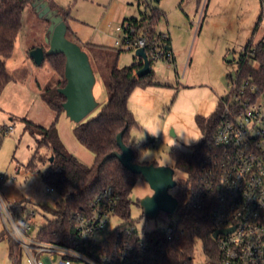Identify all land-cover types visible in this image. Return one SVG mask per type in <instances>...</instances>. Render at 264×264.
<instances>
[{"label": "rangeland", "instance_id": "374dc122", "mask_svg": "<svg viewBox=\"0 0 264 264\" xmlns=\"http://www.w3.org/2000/svg\"><path fill=\"white\" fill-rule=\"evenodd\" d=\"M60 12H68L66 37L78 43L89 53L86 42L106 44L117 54V65L122 67L140 62L133 49L119 50L115 39H121L125 18H140L150 8L162 11L157 30L171 38L174 60L151 64V79L146 86L135 87L129 98V107L139 123L131 128L136 138L137 161L173 167L169 155L172 149L189 150L199 141L191 135L203 134L196 124V116L208 117L218 109L220 97L229 93L236 80L240 52L250 40H264V0H49ZM260 17V18H259ZM257 23V24H256ZM49 19L33 6L26 5L22 13L13 52L6 60V69L12 79L0 95V198L7 204L24 201L37 212L32 219L30 236L44 225L51 215L43 206H53L57 194L46 191L41 174L51 156L46 146L38 147L42 128L55 127L65 149L83 163L93 161L91 151L75 138V122L64 111L57 112L49 103L54 101L62 78L44 59L36 64L30 57L31 49L48 48L46 31ZM119 50V51H118ZM90 61L93 63V55ZM232 57V60L228 58ZM93 95L98 105L82 120L98 114L108 99V92L100 72L95 71ZM260 98H264V94ZM132 111V112H133ZM170 129L169 135L158 132L152 137L146 125ZM9 127L10 131L5 132ZM180 133L176 136L175 130ZM175 144L169 143L171 139ZM35 156L33 164L30 159ZM42 156V161L39 160ZM178 186L185 182L186 173L174 169ZM152 193L149 184L139 178L131 190L130 222L139 232L159 229L167 219L151 218L144 214L139 200ZM174 219L176 218L172 215ZM125 221L120 216L110 218L102 237ZM194 264H206L198 243ZM0 264H28V258L19 243L7 234L0 210ZM73 264H87L84 261Z\"/></svg>", "mask_w": 264, "mask_h": 264}, {"label": "trees", "instance_id": "16d2710c", "mask_svg": "<svg viewBox=\"0 0 264 264\" xmlns=\"http://www.w3.org/2000/svg\"><path fill=\"white\" fill-rule=\"evenodd\" d=\"M46 1L66 20L67 11L60 12L56 5H51L49 0ZM31 3L33 0H0V95L12 79L6 69V60L13 52L17 34L22 27L23 10ZM161 13L162 11L157 7H152L140 18H125L123 23L128 22L137 34L144 36L148 41H154L159 34L156 26ZM47 35L48 31H46ZM169 42L170 37L167 34L165 39L167 46ZM85 45L93 55V63L90 61L93 71L100 72L108 92V99L98 114L86 121L76 123L73 128L78 142L92 152L93 161L90 165L85 164L67 151L55 127H41L42 137L38 139V147L46 146L52 156L51 161L47 160L41 178L46 186L53 188L58 198L53 206H43L44 211L50 214L51 218L38 229V237L55 243L67 241L72 233L74 214L88 211L95 194L109 187L118 195L114 215L128 221L121 223L117 229L110 232L107 239L127 241L138 247L143 264H194L198 243L201 245L206 264H220L219 250L216 240L212 237L213 228L209 216L212 200L206 199L200 207H194L192 203L202 177V161L213 152L211 140L220 120L221 108L224 101L233 96L235 90L230 89L228 94L220 97V105L212 115L196 116V124L203 134L197 144L189 150L172 149L169 152L173 160V168L186 173V179L185 182L179 183L172 193L177 199L174 213L167 214L161 211L157 217L167 218L175 215L177 225L182 227L184 232L168 242L158 231L153 230L144 234L140 244L136 235H125L123 231L127 225L133 224L129 220L130 194L136 181L142 177L125 168L115 156L106 155L115 150L119 151L116 135L124 130L122 140L134 150L132 161L140 163L137 161V141L130 133L131 128H139V123L128 107V98L135 87L154 83L151 79L153 71L151 69L149 73L138 77L136 71L142 66L141 59L138 63L119 67L117 54L108 45L93 42H86ZM85 52L90 60V54ZM45 59L62 78L64 84V55L62 53L45 55ZM151 64L152 62L150 66ZM243 81H247L248 85L257 86V92L264 90V40L257 43L249 40L241 50L236 80L233 82L240 84ZM63 101L64 96L57 93L54 101L49 103L60 112L63 111ZM34 158L33 155L29 165L33 164ZM39 160L42 161V156H39ZM173 188L169 190L170 193ZM26 205L24 203L21 207L25 208ZM12 210L15 211V207H12ZM145 244L147 248L144 249Z\"/></svg>", "mask_w": 264, "mask_h": 264}, {"label": "built area", "instance_id": "2783aa9c", "mask_svg": "<svg viewBox=\"0 0 264 264\" xmlns=\"http://www.w3.org/2000/svg\"><path fill=\"white\" fill-rule=\"evenodd\" d=\"M123 36L115 39L120 49L144 48L149 62L170 63L173 54L165 43L167 33L159 32L156 40L148 41L137 34L128 22L122 24ZM235 93L224 101L220 120L211 140L213 152L202 161L199 189L193 197V206L200 207L212 200L210 222L216 240L220 264H264V90L257 86L233 82ZM7 127L5 132H9ZM46 191L54 193L52 187ZM21 201L5 203L0 198V210L8 236L23 248L28 264H143L140 250L122 240L107 239L110 229L100 237L118 204V195L111 188L97 192L91 208L75 213L72 233L64 243L42 240L38 230L30 236L35 209L21 205ZM15 207V211L12 210ZM175 216V215H174ZM176 217V216H175ZM167 223L156 230L166 240L178 237L184 229L177 219L167 217ZM125 235H136L142 244L144 233L132 224L124 229ZM212 232V233H213ZM147 248L145 244L144 249Z\"/></svg>", "mask_w": 264, "mask_h": 264}, {"label": "water", "instance_id": "95a60500", "mask_svg": "<svg viewBox=\"0 0 264 264\" xmlns=\"http://www.w3.org/2000/svg\"><path fill=\"white\" fill-rule=\"evenodd\" d=\"M31 6L40 12L41 16L46 15L48 17L49 28L46 36L48 48L44 50L42 47H35L31 49L29 55L36 64H41L45 55L57 53L64 55L63 77L65 83L58 89V92L64 96L62 108L65 115L73 122L79 123L98 105L93 95L96 77L88 54L78 43L66 37V21L57 13V10L50 7L46 0H33ZM167 49L170 47L167 46ZM135 55L142 62V66L136 71V75L140 77L149 73L151 66L144 48L135 49ZM228 60H232V57ZM123 133L124 130H121L116 135L119 151H112L106 156H115L125 168L135 174H140L142 179L149 184L152 193L139 200L146 216L156 218L161 211L173 214L177 206V199L169 190L177 184L173 178L174 168L154 163L133 162L134 150L123 142ZM51 160L52 156L49 158V161ZM231 229L215 230L212 237L215 238L218 233H226Z\"/></svg>", "mask_w": 264, "mask_h": 264}, {"label": "clouds", "instance_id": "9594fccd", "mask_svg": "<svg viewBox=\"0 0 264 264\" xmlns=\"http://www.w3.org/2000/svg\"><path fill=\"white\" fill-rule=\"evenodd\" d=\"M146 127V132L149 134V135H151L152 137H157V134H158V132H162L163 133V136L165 137L166 135L167 136H170L169 135V133H170V129H163V130H161L160 128H159V126L158 125H155V124H153V125H146L145 126ZM172 129H174V128H172ZM175 130V133H176V136H179L180 135V133H178L177 132V130L176 129H174ZM171 137V136H170ZM191 139H193V140H195V141H199L200 139H201V137H200V135H191V136H189ZM169 143H172L173 145L175 144V140L172 138L170 141H169Z\"/></svg>", "mask_w": 264, "mask_h": 264}, {"label": "crops", "instance_id": "0c3cea01", "mask_svg": "<svg viewBox=\"0 0 264 264\" xmlns=\"http://www.w3.org/2000/svg\"><path fill=\"white\" fill-rule=\"evenodd\" d=\"M93 43H95V42H93ZM96 44L106 45V44H102V43H96ZM169 47H170V50H171L172 53H173L172 43H171V38H170V42H169ZM173 60H174V53H173ZM128 107H129V102H128ZM129 109H130L131 111H133L130 107H129ZM132 113H134V111H133ZM16 201H17V200H16Z\"/></svg>", "mask_w": 264, "mask_h": 264}]
</instances>
